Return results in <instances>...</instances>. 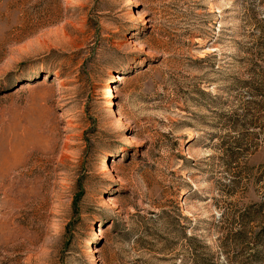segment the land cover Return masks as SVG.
<instances>
[{"label":"rangeland","instance_id":"rangeland-1","mask_svg":"<svg viewBox=\"0 0 264 264\" xmlns=\"http://www.w3.org/2000/svg\"><path fill=\"white\" fill-rule=\"evenodd\" d=\"M263 203L264 0H0V264H256Z\"/></svg>","mask_w":264,"mask_h":264},{"label":"trees","instance_id":"trees-1","mask_svg":"<svg viewBox=\"0 0 264 264\" xmlns=\"http://www.w3.org/2000/svg\"><path fill=\"white\" fill-rule=\"evenodd\" d=\"M255 218H257L256 220L259 221L257 226H260V229L257 230L254 234V245L256 250L254 251L253 255L256 259V264H260L259 260L261 258H264V252L261 253L262 251H264V249L258 248V246L260 247L262 245V242H264V203L262 204V206L255 210ZM262 246L264 248V245Z\"/></svg>","mask_w":264,"mask_h":264},{"label":"bare ground","instance_id":"bare-ground-1","mask_svg":"<svg viewBox=\"0 0 264 264\" xmlns=\"http://www.w3.org/2000/svg\"><path fill=\"white\" fill-rule=\"evenodd\" d=\"M125 79V76L124 75H114V81H118V82H122L123 80ZM131 144V141L129 140L128 142V145Z\"/></svg>","mask_w":264,"mask_h":264}]
</instances>
